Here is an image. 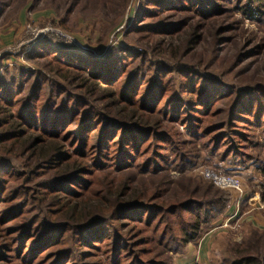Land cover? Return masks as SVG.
Here are the masks:
<instances>
[{
    "label": "trees",
    "instance_id": "16d2710c",
    "mask_svg": "<svg viewBox=\"0 0 264 264\" xmlns=\"http://www.w3.org/2000/svg\"><path fill=\"white\" fill-rule=\"evenodd\" d=\"M14 1L27 3L0 0V16ZM234 11L262 22L264 0H139L126 34L159 39L172 60L193 57L204 27ZM28 59L43 72L0 74V264H173L230 202L183 175L196 164L189 146L232 171L260 170L263 86L124 49L93 58L39 45ZM252 234L221 264H264V233Z\"/></svg>",
    "mask_w": 264,
    "mask_h": 264
},
{
    "label": "rangeland",
    "instance_id": "374dc122",
    "mask_svg": "<svg viewBox=\"0 0 264 264\" xmlns=\"http://www.w3.org/2000/svg\"><path fill=\"white\" fill-rule=\"evenodd\" d=\"M60 1L41 0L35 3L27 0L24 6L15 1L8 4L10 6L0 16V74L4 70L13 73L16 68L43 72L42 64L31 62L28 56L37 46L49 45L93 58H101L119 49L146 52L153 62H163L170 67L194 68L201 75L217 78L227 86L243 89L264 87V21L247 19L234 11L227 17L226 24L204 27L205 40L195 48L196 55L172 60L159 39L147 41L136 34H126L139 0H126L123 14L120 9L125 0H108L106 4L95 0L96 4L79 6L68 16L64 14L67 8L58 7L55 11L54 5ZM118 15V19L114 20ZM227 25L232 27L231 30L215 35L218 28ZM218 38L228 41L217 47L214 42ZM258 49L261 54L257 56L239 58L241 54L257 53ZM189 148L188 155L195 158L196 164L186 167L183 175L195 180L199 187L210 184L230 198L228 208L205 227L201 235L202 238L214 231L210 262L221 264L224 259L231 258L229 248L249 239L253 232L264 233V208L261 209L264 206V175L260 171L264 169V149L255 153L260 159V170L250 167L235 172L228 163L218 164L214 158H209L200 146ZM204 172L238 180L247 200L237 216H234L233 207L236 193L221 189L212 178L207 179Z\"/></svg>",
    "mask_w": 264,
    "mask_h": 264
},
{
    "label": "crops",
    "instance_id": "0c3cea01",
    "mask_svg": "<svg viewBox=\"0 0 264 264\" xmlns=\"http://www.w3.org/2000/svg\"><path fill=\"white\" fill-rule=\"evenodd\" d=\"M213 234L214 231L212 234L207 233L196 243L187 245L180 254L175 256L173 264H211Z\"/></svg>",
    "mask_w": 264,
    "mask_h": 264
},
{
    "label": "built area",
    "instance_id": "2783aa9c",
    "mask_svg": "<svg viewBox=\"0 0 264 264\" xmlns=\"http://www.w3.org/2000/svg\"><path fill=\"white\" fill-rule=\"evenodd\" d=\"M204 173H205L204 176L207 179L212 178L214 180L215 184L217 186H219L221 189H230L236 193L235 203H234L233 207H234V211H235L234 216H237V213L240 211V208H241L243 202H245L247 200V198L243 195V193L241 191V186L238 183V180L235 178L217 177V176L212 175L211 173H208V172H204ZM263 208H264V206L261 207V209H263Z\"/></svg>",
    "mask_w": 264,
    "mask_h": 264
}]
</instances>
